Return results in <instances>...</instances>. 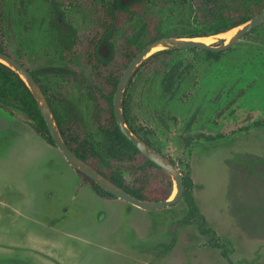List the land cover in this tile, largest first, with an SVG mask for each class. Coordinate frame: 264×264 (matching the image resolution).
<instances>
[{
    "label": "flooded vegetation",
    "instance_id": "1",
    "mask_svg": "<svg viewBox=\"0 0 264 264\" xmlns=\"http://www.w3.org/2000/svg\"><path fill=\"white\" fill-rule=\"evenodd\" d=\"M11 2L10 14L5 15L6 1L0 0V53L30 75L49 107L61 139V128H64L65 135L85 139L100 149L103 135L112 136L111 130L106 133L104 130L108 128L106 122L113 119L122 136L141 157L149 160L121 132L116 122L115 97L126 70L138 54L150 44L167 39L196 42L204 47L171 46L142 59L123 84L120 112L129 132L178 170L181 184L187 170L194 184L191 162L196 148L206 150L230 138L264 128V43H254L251 38L255 34L264 36V21L238 42L216 50L224 42L219 38L224 30L216 18L200 8L199 0ZM244 41L246 44L242 45ZM0 65L14 73L5 64L0 62ZM141 90L142 112L139 105L133 104ZM2 101L0 97V108L9 111L11 116L15 117L10 109L24 113L17 97L6 109ZM26 124L34 131V125ZM45 126L50 136L46 123ZM175 143L176 148L171 149ZM48 145L55 147L54 144ZM81 160L113 183L100 172L104 171L99 170L100 162ZM104 161L112 164L110 158ZM152 163L171 184L168 199L173 189L172 179ZM73 171L78 180L75 196L88 190L101 199H118L112 195L111 199L98 196L83 181L84 175ZM125 174L129 176V182ZM120 175L126 185H132L133 178L128 171L122 169ZM83 186L86 189L81 190ZM182 197L178 203L183 202ZM184 207L181 221L172 224V233H176L180 224L194 226L204 237L195 224L185 222V204ZM68 215L65 213L53 223L65 221ZM218 236L230 259V242ZM204 239L207 247L220 253L211 239ZM173 243L174 240L164 246V251L169 250Z\"/></svg>",
    "mask_w": 264,
    "mask_h": 264
},
{
    "label": "rangeland",
    "instance_id": "2",
    "mask_svg": "<svg viewBox=\"0 0 264 264\" xmlns=\"http://www.w3.org/2000/svg\"><path fill=\"white\" fill-rule=\"evenodd\" d=\"M3 1L9 15L12 2ZM143 91L133 101L141 112ZM191 164L196 202L230 242L232 264H264V128L196 148ZM77 184L55 147L0 108V264H226L194 226L172 233L183 202L143 211L84 186L75 196Z\"/></svg>",
    "mask_w": 264,
    "mask_h": 264
},
{
    "label": "trees",
    "instance_id": "3",
    "mask_svg": "<svg viewBox=\"0 0 264 264\" xmlns=\"http://www.w3.org/2000/svg\"><path fill=\"white\" fill-rule=\"evenodd\" d=\"M201 9L210 17L216 18L225 31L248 21L257 15L264 8V0H199ZM0 97L3 99V108L12 105L11 100L17 97L21 103V109L34 122V131L46 143L53 145L48 134L45 123L37 110L34 99L26 86L16 77L14 73L0 65ZM9 112V111H8ZM10 113V112H9ZM61 124L59 120L56 121ZM107 131H112V136L103 135L102 147L97 149L94 144L80 139L77 136L65 135L64 128L62 139L66 146L78 157L85 161H98L99 170L105 177L111 180L118 187L125 190L131 196L144 201L164 200L170 192L171 184L165 174L160 171L152 162L141 157L134 147L127 141L117 129L114 120L106 122ZM110 158L112 164L104 161ZM96 163V162H95ZM128 171L132 175V185H126L120 175L121 170ZM188 169V166H187ZM83 181L102 198H113L101 190L97 185L85 176ZM184 186L183 202L186 206V223H193L198 231L207 239H211L213 246L220 249L221 256L228 264H232L228 258V251L225 246L219 243V236L213 230L200 212L199 206L193 195L194 184L187 170L182 177Z\"/></svg>",
    "mask_w": 264,
    "mask_h": 264
},
{
    "label": "water",
    "instance_id": "4",
    "mask_svg": "<svg viewBox=\"0 0 264 264\" xmlns=\"http://www.w3.org/2000/svg\"><path fill=\"white\" fill-rule=\"evenodd\" d=\"M264 21V8L255 16L250 18L248 21L243 22L237 26H234L230 28L229 30L221 33L226 34L229 32H232L231 37L224 41L223 44L218 47L216 50H223L234 43L238 42L242 36H244L247 32L252 30L253 28L259 26ZM220 34V35H221ZM220 38V37H219ZM222 39V38H220ZM171 46H201L204 47L202 44L196 43V42H181L180 40L175 39H167V40H160L157 42H154L150 44L148 47H146L138 56L132 61L128 69L126 70L120 85L117 90V94L115 97V116H116V122L121 130V132L124 134L126 138H128L136 147L137 149L144 154L150 161L154 162L156 165L161 167L162 170L166 172L168 176L172 179L173 182V189L172 193L169 196L168 199L163 201H141L138 200L110 181H108L106 178H104L102 175H100L97 171H95L93 168H91L88 164H86L84 161L79 159L77 156H75L64 144V142L61 139V136L56 128V125L54 123V120L52 118V115L50 113L49 107L46 104L39 88L34 83L30 75L16 62L11 60L9 57L2 55L0 53V62L8 66L16 76L19 77V79L24 83V85L28 88L30 93L32 94L37 108L39 112L41 113L47 128L49 130L51 139L53 141V144L55 147L59 150L61 155L64 157L65 161L69 164V166L81 173L82 175L88 177L91 179L95 184H97L100 188L108 192L110 195L121 199L129 204H131L134 207H137L142 210H158L162 208H166L168 206L175 205L181 200L184 188L181 184L180 175L178 170L173 168L170 164H168L165 160H163L160 156L149 150L147 147H145L141 142H139L126 128L121 112H120V95L121 90L123 87V84L125 83L126 79L129 77L133 69L137 66V64L150 54H152L155 51H158L162 48H167ZM11 112L14 114L16 118L19 120L26 122L28 124L34 125V122L24 113H22L19 110L10 109Z\"/></svg>",
    "mask_w": 264,
    "mask_h": 264
},
{
    "label": "bare ground",
    "instance_id": "5",
    "mask_svg": "<svg viewBox=\"0 0 264 264\" xmlns=\"http://www.w3.org/2000/svg\"><path fill=\"white\" fill-rule=\"evenodd\" d=\"M232 35V32L221 34L219 37L222 38L223 41H227ZM201 41V40H200Z\"/></svg>",
    "mask_w": 264,
    "mask_h": 264
}]
</instances>
